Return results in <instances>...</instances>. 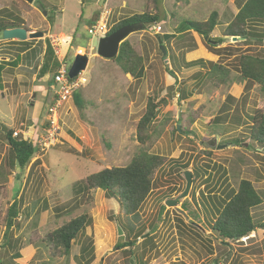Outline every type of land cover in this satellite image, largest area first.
I'll return each mask as SVG.
<instances>
[{
	"label": "rangeland",
	"instance_id": "1",
	"mask_svg": "<svg viewBox=\"0 0 264 264\" xmlns=\"http://www.w3.org/2000/svg\"><path fill=\"white\" fill-rule=\"evenodd\" d=\"M14 2L19 1L0 0V10L10 8L17 24L32 32H44L43 39L29 41L43 40L38 50L46 46L50 52L37 61L41 68L38 74L47 76V83L33 93L40 82L33 80L36 73L27 75L20 90L17 83L14 86L17 102L10 97L13 84L7 89L9 79H5L3 70L7 64L0 62V262L264 264V228L246 241H228V245L211 230L221 210L220 202L227 193L237 191L241 180L251 181L264 196V153L249 150L246 144L232 145L236 138H249L250 116L254 110H264V93L259 85L242 82L238 57L241 53L263 56L264 42L248 44L225 38L219 48L228 49L222 54L186 25L187 21L203 22L216 11L220 23L211 37L223 38L224 30L239 13V0H161L160 33L152 27L128 37L145 59L146 74L141 80L126 75L116 61L100 58L97 48L102 34L93 38L89 30L96 26L101 15H106L105 9L106 27L110 29L120 20L143 13L146 0H35L29 4L31 11L18 5L14 9ZM95 13H98L96 21ZM258 26L264 30V23ZM49 36L60 39L63 57L56 56ZM159 39L167 51L166 60ZM3 42L11 41H4L0 34V57L5 56ZM20 42L14 50L18 61L8 67L28 60L20 57L23 53L19 49L26 46ZM77 54L90 57V66L83 72L88 83L74 94L81 97L82 106L75 104L73 95L60 111V133L52 144L54 147L40 153L26 170L11 167L5 132L16 129L24 139L29 136L32 141L41 139L47 121L44 109L50 96H54L50 89L52 79L63 63L70 70ZM215 63L226 65L231 71L228 84L219 88L211 83L214 74L208 75L209 66ZM24 91L28 94L23 95ZM149 97L157 101L165 98L168 102L167 106H161L154 123L155 127L165 125L151 150L168 162L157 174L139 218L125 217L118 200L102 190L85 192L82 188L90 175L107 168L126 167L140 152L137 125ZM225 107L229 110L223 113ZM191 111L200 113L189 128L192 132L185 135L176 131ZM236 114L245 122L233 129L229 125ZM219 116L223 123L214 125ZM30 124L35 125L28 127ZM253 147L258 149L255 144ZM197 168L200 175L195 173ZM188 171L193 173L190 195L168 207V201L178 199L186 190ZM15 201L19 204V217L7 233L3 220ZM82 214H87L92 224L73 244L71 255L52 257L42 242L44 237ZM252 214L264 224V203L253 209ZM129 226L133 233H129ZM119 228L125 234L120 235ZM141 232L144 234L137 245L130 247L133 255L117 249L118 245L136 240ZM90 242L94 243V252L83 255V246Z\"/></svg>",
	"mask_w": 264,
	"mask_h": 264
},
{
	"label": "trees",
	"instance_id": "2",
	"mask_svg": "<svg viewBox=\"0 0 264 264\" xmlns=\"http://www.w3.org/2000/svg\"><path fill=\"white\" fill-rule=\"evenodd\" d=\"M18 1L19 2L13 3L14 9H17V7L20 6L23 10H32V6L24 0ZM146 1V9L143 13L135 14L120 20L118 23L111 26L106 36L111 35L123 27L136 24L141 25L142 30L148 29L146 24L155 23L159 26L163 20L161 14V0ZM239 6V13L235 15L224 30L223 38L212 39L211 37V34L220 23V16L216 11L210 15L209 19L203 22L187 21V29L207 39L208 43L214 46L215 51H221L222 54L228 49V47L224 49L219 48L220 45L224 43L225 38L232 41L233 37L243 38L244 43L248 44H251L252 42H264V30L259 29L258 26L264 23V0H239ZM10 11V8L0 10V34H3V32L8 29L22 27V24H17V21L14 20L16 18L15 13H10ZM49 18L51 20L52 16L50 17L49 15L48 19ZM50 20L47 21L50 22ZM23 27L30 31L25 25ZM11 42L19 43L20 41ZM70 42L72 43V41ZM23 43L26 44V46L19 49V52L21 53L29 51L32 47L30 43H33V41H25ZM232 51L237 52L238 50ZM49 52L50 48L48 47L45 57ZM218 55H220V53ZM238 58L239 72L242 82L246 84H257L261 87V91L264 93V55L241 53ZM112 60L116 61L122 71L126 75H131L134 80H141L145 77V59L143 55L137 52L128 39L121 44L118 56ZM201 63H204V61L202 60ZM209 67L210 72L208 75L214 74L211 83L216 88L228 84L231 77V71L226 65L215 63ZM52 82L54 84V77ZM74 101L79 107L82 106L80 104V96L74 95ZM167 105L168 102L165 98L157 101L156 98L149 97L145 113L137 125L136 139L141 145L140 152L126 167L107 168L90 175L85 180V185L82 190L84 189L85 192L102 190L110 198L118 200L121 213L125 217L139 218L138 214L140 209L153 191L157 174L168 162L166 157L151 153L154 145L161 137L165 125L164 123L162 126L155 127L154 123L158 118V112L161 106ZM228 110L229 108L225 107L222 112L224 113ZM199 114V111L189 112L185 115L186 119L179 125L180 129L176 127V131L185 135L190 134L192 131L189 128L195 123V120L199 118ZM225 116L229 117V114H226ZM250 119L251 127L249 130V138L246 140L236 138L232 142V145H235L236 147H245L246 144L249 150L253 148L254 151L264 153V110H254V114L250 116ZM232 120L233 124L229 126L233 129L239 128L238 126H242L245 122L238 114L233 115ZM213 123L214 125L222 124L223 118L220 116L216 117L215 122ZM14 133L15 131L12 129L5 132L11 151L10 164L13 168L19 167L21 170H26L32 160L43 151L39 144H37L38 141H35L34 139L33 141L24 139L19 135L15 137ZM254 144L257 145L258 149L253 147ZM206 153L209 154V152ZM195 173L200 175L198 168L195 169ZM263 203L264 196L255 188L253 183L249 180H241L237 191L227 193L224 201L220 202L219 206L221 210L219 211L216 220L211 224V230L218 236V240L224 245H228V241L238 242L244 238L250 237L257 230L264 228V224L256 221L252 214L253 209L259 207ZM4 217L3 226L8 233L14 228L16 220L19 217V204L17 201L7 209ZM91 224L92 219L87 214H82L63 225L61 228L47 234L42 242L46 245L52 257H69L72 253L73 244L81 239V235L86 233L87 228ZM122 231L125 234L123 229ZM133 232L134 230L129 226V233ZM143 234L144 232L139 233V235L136 236V240L126 242L122 246L118 245L117 249H123L129 256L133 255V248L131 249L130 247L136 246L138 239ZM93 252L94 243L90 242L83 246V255H88ZM15 256L20 258L19 254ZM0 264L5 263L0 262ZM214 264L220 263L214 261Z\"/></svg>",
	"mask_w": 264,
	"mask_h": 264
},
{
	"label": "built area",
	"instance_id": "3",
	"mask_svg": "<svg viewBox=\"0 0 264 264\" xmlns=\"http://www.w3.org/2000/svg\"><path fill=\"white\" fill-rule=\"evenodd\" d=\"M106 15H101L96 21V26L89 30V34L91 36L96 37L102 34L101 38L105 37L109 29L106 27V19L108 16V10L105 9ZM154 29L160 33L162 27L154 26ZM51 44L55 50L56 56L61 58L63 57V50L61 48V42L58 37H49ZM92 50V49H91ZM88 83V79L84 76V74H80L76 78L71 79L69 77V69L63 63L62 68L55 74L54 76V85L53 86V101L47 110V121L45 124V129L43 130V134L41 139L37 142L39 146L42 148L43 152L50 150L54 147V142L58 139V135L60 133V111L64 107V104L70 101L75 94V92L86 85ZM18 132L14 133V136H18ZM28 140H32L29 136ZM247 238L242 239L241 241H246Z\"/></svg>",
	"mask_w": 264,
	"mask_h": 264
},
{
	"label": "water",
	"instance_id": "4",
	"mask_svg": "<svg viewBox=\"0 0 264 264\" xmlns=\"http://www.w3.org/2000/svg\"><path fill=\"white\" fill-rule=\"evenodd\" d=\"M28 4H33L35 0H24ZM45 15H47L45 13ZM156 26L155 23L146 24V27L152 28ZM142 30L141 25H132V26H126L123 27L114 33H112L109 36H105L101 38L99 41V45L97 48V55L100 58L106 59V60H112L116 58L119 54L120 46L121 44L128 39V37L136 32H139ZM45 37V33L41 31L32 32L26 29L25 27L20 28H14V29H8L3 32V39L4 41H29V40H35V39H43ZM233 41H244L243 38L239 37H233ZM159 42L161 44V50L165 55V60L167 57V51L165 47L162 45L161 39H159ZM90 63V57L86 54H77L75 57V60L69 70V77L71 79L76 78L83 72H85ZM187 186L184 193L178 197L176 200H170L166 204L168 207H173L178 204L179 200H182L190 195V191L193 185V173L188 171L185 173ZM120 235L123 234V231L121 228H119Z\"/></svg>",
	"mask_w": 264,
	"mask_h": 264
},
{
	"label": "crops",
	"instance_id": "5",
	"mask_svg": "<svg viewBox=\"0 0 264 264\" xmlns=\"http://www.w3.org/2000/svg\"><path fill=\"white\" fill-rule=\"evenodd\" d=\"M97 14L95 13L93 15V20L94 21H96L97 18H98ZM47 38H48V36H47ZM42 41L40 40V41H37L35 43H31L32 47L30 48V50L25 52V53H23L20 56V57L28 59L27 62H23L22 65L19 64L17 66H12V67H8V66L15 65V63L18 61L17 56L16 57L14 56V50H15V48L18 47V45H16L18 42L17 43H14V42H3V44H6V45L2 46V48L4 47V49H2V51L4 52L5 56L0 57V62H3V63L7 64V67H5L3 69L4 70V75H5V79L6 80L9 79V81L7 83V89L8 90L10 89L9 88V84H13V88L10 89V90L13 91L12 92L13 94L10 95V97L15 102H17L19 97L14 92V86L17 83L18 84V89L20 90L22 88L21 84L24 83V79H25V77H27V75H30L31 73H36V74H34L35 76L33 77V80L34 81L38 80V82H40L38 86H34L33 93H35V91H37V90H42L41 89L42 83H47V81H48V77L47 76H41L40 74H38V72H40L39 69H41V68H40V66H38L39 64L37 63V61H38V59H41L42 56L45 57V53H46V50H47L46 46H44V47L41 46L40 49L38 50V46L40 45V42H42ZM11 43H14V44H11ZM79 51L82 52V50H79ZM13 57L16 58V60H14ZM89 66H90V63H89ZM28 70H31V72L29 73ZM53 86H54V84H53ZM53 86L50 89L53 90ZM35 87H36V89H35ZM26 94H28V93H25V91H24L23 95H26ZM42 97H43V99L45 98L44 96H42ZM52 101H53V96H50V103L51 104H52ZM50 103L48 105H46V108L44 109V113H45V111L48 110L47 108H49ZM39 116H40V113H39ZM33 125H35V124H30V125H28V127H31ZM13 130H16V129H13Z\"/></svg>",
	"mask_w": 264,
	"mask_h": 264
}]
</instances>
